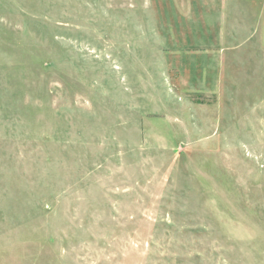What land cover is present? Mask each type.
<instances>
[{
	"label": "rangeland",
	"instance_id": "obj_1",
	"mask_svg": "<svg viewBox=\"0 0 264 264\" xmlns=\"http://www.w3.org/2000/svg\"><path fill=\"white\" fill-rule=\"evenodd\" d=\"M252 2L0 0V264H264Z\"/></svg>",
	"mask_w": 264,
	"mask_h": 264
},
{
	"label": "crops",
	"instance_id": "obj_2",
	"mask_svg": "<svg viewBox=\"0 0 264 264\" xmlns=\"http://www.w3.org/2000/svg\"><path fill=\"white\" fill-rule=\"evenodd\" d=\"M245 1H247V4H250V1L257 4L259 0H219L221 13L220 33L222 36H231L233 33L235 35L238 34V14L242 15L243 9L241 5ZM238 5H240V8ZM239 18L241 17L239 16ZM231 30H234V32Z\"/></svg>",
	"mask_w": 264,
	"mask_h": 264
}]
</instances>
